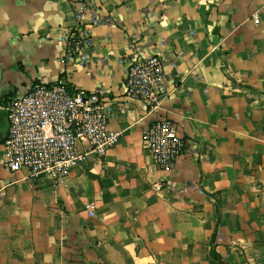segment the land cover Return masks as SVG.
I'll return each instance as SVG.
<instances>
[{
	"label": "crops",
	"instance_id": "1",
	"mask_svg": "<svg viewBox=\"0 0 264 264\" xmlns=\"http://www.w3.org/2000/svg\"><path fill=\"white\" fill-rule=\"evenodd\" d=\"M102 22L70 58L76 0H0V264H264V0H89ZM258 19V22L255 21ZM139 48L168 95H126ZM59 79L113 100L118 144L59 183L1 165L9 101ZM168 118L187 141L169 171L142 143ZM91 210L93 213H91Z\"/></svg>",
	"mask_w": 264,
	"mask_h": 264
},
{
	"label": "built area",
	"instance_id": "2",
	"mask_svg": "<svg viewBox=\"0 0 264 264\" xmlns=\"http://www.w3.org/2000/svg\"><path fill=\"white\" fill-rule=\"evenodd\" d=\"M76 1L77 23L68 32V50L70 58L77 54L84 60L90 44L89 29L102 22V17L89 0ZM164 66V56H145L137 48L127 62L126 95L139 100L146 109L158 108L169 92ZM112 110L113 100L102 90L72 87L63 79L53 84L32 82L7 105L1 165L12 172L27 169L31 176H45L59 183L84 160L80 143H87L90 152L98 156L118 144L121 132L110 128ZM142 143L163 171H169L188 147L168 118L147 126Z\"/></svg>",
	"mask_w": 264,
	"mask_h": 264
},
{
	"label": "trees",
	"instance_id": "3",
	"mask_svg": "<svg viewBox=\"0 0 264 264\" xmlns=\"http://www.w3.org/2000/svg\"><path fill=\"white\" fill-rule=\"evenodd\" d=\"M212 256L220 263V264H225V262L222 260V258L220 257V255L212 249L211 251Z\"/></svg>",
	"mask_w": 264,
	"mask_h": 264
}]
</instances>
